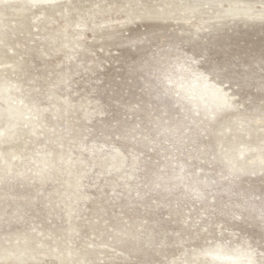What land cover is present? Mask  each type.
Listing matches in <instances>:
<instances>
[{
	"label": "rangeland",
	"instance_id": "obj_1",
	"mask_svg": "<svg viewBox=\"0 0 264 264\" xmlns=\"http://www.w3.org/2000/svg\"><path fill=\"white\" fill-rule=\"evenodd\" d=\"M0 14V264H264V0Z\"/></svg>",
	"mask_w": 264,
	"mask_h": 264
},
{
	"label": "bare ground",
	"instance_id": "obj_2",
	"mask_svg": "<svg viewBox=\"0 0 264 264\" xmlns=\"http://www.w3.org/2000/svg\"><path fill=\"white\" fill-rule=\"evenodd\" d=\"M22 4H32L33 5V3L34 2H36V1H39V0H19ZM42 1H52V0H42ZM182 1V0H181ZM184 1V0H183ZM178 6V5H177ZM34 8V7H33ZM197 10V9H196ZM25 11H26V9L24 8V7H20L18 10H17V14L19 15V16H23L24 15V13H25ZM238 11V10H237ZM241 11V10H240ZM229 14V13H228ZM3 18V15L2 14H0V18ZM16 17V16H15ZM2 20V19H1ZM0 20V22H2ZM4 40V39H3ZM2 44V43H1ZM10 52H12V51H10ZM6 83V82H5ZM4 83V84H5ZM3 83H1V86L2 87H4V85H2ZM9 87V86H8ZM5 88H7V86L5 87ZM4 88V89H5ZM1 89V88H0ZM9 89H11V88H9ZM5 91H7V90H2L1 89V91H0V93L1 94H3V92H5ZM8 95V94H7ZM10 95V94H9ZM5 97V96H4ZM7 97V96H6ZM9 98V97H8ZM4 99V98H3ZM1 100H2V98H1ZM3 101V100H2ZM5 102V101H4ZM8 106H9V104H7ZM20 105V104H19ZM15 107V106H14ZM9 108V107H8ZM24 110V109H23ZM22 109L20 110V109H18V108H13V106L7 111V116L8 117H10V118H16V119H19L20 117H21V111H23ZM23 118V117H22ZM21 119V118H20ZM13 120H15V119H13ZM23 121V120H22ZM26 123V122H25ZM17 126V125H16ZM26 126H28V125H26ZM9 127V126H8ZM7 127V128H8ZM13 127L11 126L10 127V129H12ZM16 128H18V127H16ZM13 129H15V128H13ZM5 130V129H4ZM9 130V129H8ZM18 130V129H17ZM3 131V130H2ZM10 131V130H9ZM6 132V131H5ZM5 134V133H4ZM10 134V133H9ZM6 135H8V134H6ZM15 135V134H14ZM10 138V137H9ZM19 240V239H18ZM20 243V242H19ZM21 244V243H20ZM26 245V244H25ZM17 246V245H16ZM23 246H24V244H23ZM22 246V247H23ZM7 257H9L8 255L5 257V258H7ZM20 257V256H19ZM10 258H11V256H10ZM4 260V259H3ZM15 261V260H14ZM17 262H20V261H18L17 260ZM245 263H247V262H245ZM231 264H244V263H240V262H233V263H231Z\"/></svg>",
	"mask_w": 264,
	"mask_h": 264
}]
</instances>
